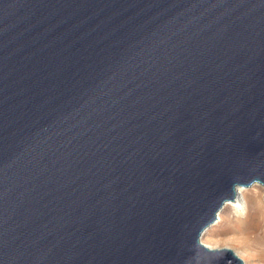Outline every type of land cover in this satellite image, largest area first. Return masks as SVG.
Returning <instances> with one entry per match:
<instances>
[{"label": "water", "instance_id": "water-1", "mask_svg": "<svg viewBox=\"0 0 264 264\" xmlns=\"http://www.w3.org/2000/svg\"><path fill=\"white\" fill-rule=\"evenodd\" d=\"M255 184L264 0H0V264H244Z\"/></svg>", "mask_w": 264, "mask_h": 264}, {"label": "rangeland", "instance_id": "rangeland-1", "mask_svg": "<svg viewBox=\"0 0 264 264\" xmlns=\"http://www.w3.org/2000/svg\"><path fill=\"white\" fill-rule=\"evenodd\" d=\"M250 190L247 215L239 219L227 208L222 221L204 234L202 242L213 249L233 250L244 264H264V187L254 185Z\"/></svg>", "mask_w": 264, "mask_h": 264}, {"label": "bare ground", "instance_id": "bare-ground-1", "mask_svg": "<svg viewBox=\"0 0 264 264\" xmlns=\"http://www.w3.org/2000/svg\"><path fill=\"white\" fill-rule=\"evenodd\" d=\"M255 185H258V184H255ZM250 188H247V189L242 188V187L238 188L236 200L233 203L229 202L225 204L223 209L218 214L217 221L209 229L218 225L222 221V217H223L222 214L227 208H231L232 210H234L236 217H238L239 219L245 217L248 213V202L246 199V194L249 191H251ZM209 229L207 231H209ZM204 245L210 249H213L211 246H208L207 244H204Z\"/></svg>", "mask_w": 264, "mask_h": 264}]
</instances>
